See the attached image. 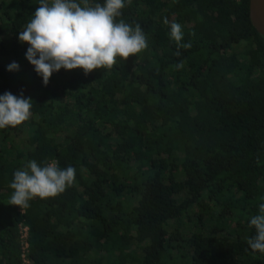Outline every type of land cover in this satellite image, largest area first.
Masks as SVG:
<instances>
[{
	"label": "trees",
	"instance_id": "obj_1",
	"mask_svg": "<svg viewBox=\"0 0 264 264\" xmlns=\"http://www.w3.org/2000/svg\"><path fill=\"white\" fill-rule=\"evenodd\" d=\"M38 7L0 0V95L32 100L0 129V264H21L20 222L28 264H264L247 244L264 203V37L248 0L126 2L114 22L138 23L148 47L47 86L18 40ZM173 21L191 42L179 57ZM30 160L76 175L20 212L9 185Z\"/></svg>",
	"mask_w": 264,
	"mask_h": 264
},
{
	"label": "clouds",
	"instance_id": "obj_2",
	"mask_svg": "<svg viewBox=\"0 0 264 264\" xmlns=\"http://www.w3.org/2000/svg\"><path fill=\"white\" fill-rule=\"evenodd\" d=\"M131 0H105L104 4L87 6L84 0L81 7L76 0H39V7L33 13L24 30L19 32L18 40L30 47L25 58L34 66L37 75L47 86L50 76L61 68L71 70L81 68L85 74L94 69H110L119 56L127 60L130 56L148 47L147 38L141 26L136 23L114 22L121 15V9ZM169 24L167 18L163 21ZM170 38L176 43L175 55H181L180 49H188L191 42L182 43V26L170 23ZM183 67V61L176 69ZM15 62L8 66L9 71L18 70ZM32 100L14 96L10 92L0 95V129L15 127L30 116ZM76 170L71 166L61 168L58 161L43 166L35 160L26 162L22 169L13 173L10 183L12 192L9 204L20 208L29 207L34 197L41 199L56 196L71 186ZM255 235L247 240L253 252L264 253V203L259 205V213L250 219Z\"/></svg>",
	"mask_w": 264,
	"mask_h": 264
},
{
	"label": "water",
	"instance_id": "obj_3",
	"mask_svg": "<svg viewBox=\"0 0 264 264\" xmlns=\"http://www.w3.org/2000/svg\"><path fill=\"white\" fill-rule=\"evenodd\" d=\"M248 18L255 31L264 37V0H248Z\"/></svg>",
	"mask_w": 264,
	"mask_h": 264
},
{
	"label": "built area",
	"instance_id": "obj_4",
	"mask_svg": "<svg viewBox=\"0 0 264 264\" xmlns=\"http://www.w3.org/2000/svg\"><path fill=\"white\" fill-rule=\"evenodd\" d=\"M51 162V161H50ZM49 162V163H50ZM17 210L22 212L23 208L17 207ZM18 237H19V244H20V259L21 264H28L26 259V251H27V226L23 223H18Z\"/></svg>",
	"mask_w": 264,
	"mask_h": 264
}]
</instances>
